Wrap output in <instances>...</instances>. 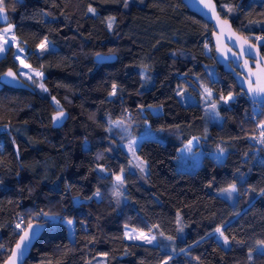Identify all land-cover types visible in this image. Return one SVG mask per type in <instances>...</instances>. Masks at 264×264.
<instances>
[{"label": "trees", "instance_id": "16d2710c", "mask_svg": "<svg viewBox=\"0 0 264 264\" xmlns=\"http://www.w3.org/2000/svg\"><path fill=\"white\" fill-rule=\"evenodd\" d=\"M215 1L243 35L264 36V0ZM4 6L47 91L32 81L34 90L0 83V263L19 234L12 221L21 213L25 224L44 223L22 264H264V144L256 136L264 102L250 100L214 60L209 22L182 0H4ZM104 12L115 18L111 29L99 16ZM45 37L49 50L41 54L36 46ZM259 46L264 55V41ZM99 51L115 56L96 61ZM8 66L18 68L11 46L0 54V72ZM139 67L152 78L147 87ZM179 75L211 89L220 122L206 120L201 103L174 95ZM229 92L234 100L219 99ZM55 101L68 112L59 126L50 119ZM150 104L161 109L153 112ZM145 120L169 132L165 141L139 142L147 163L142 181L127 168L120 142ZM193 135L204 149L200 163L178 169L176 149ZM218 149L221 159L209 153ZM121 169L125 200L118 205L113 173ZM232 183L233 203L218 192ZM178 213L183 236L173 249L123 236L124 225H155L175 236ZM217 226L229 245L213 235Z\"/></svg>", "mask_w": 264, "mask_h": 264}, {"label": "rangeland", "instance_id": "374dc122", "mask_svg": "<svg viewBox=\"0 0 264 264\" xmlns=\"http://www.w3.org/2000/svg\"><path fill=\"white\" fill-rule=\"evenodd\" d=\"M99 16L104 21H108V19L110 18L109 13H107V12L100 13ZM9 26L12 27V32L8 33L4 38L9 40L10 46L14 50V54H15L14 57L18 61L17 71L22 77H24L29 82L35 81V85L38 88H40L38 85L40 83H42L41 76L36 75V73L40 72V70L37 67L30 65L27 62V60L25 59V44L20 42L18 37L15 35V33L13 31V24L9 23V22L2 24L0 26V33H3L4 29L8 28ZM13 35H15V37L17 38V43H15V44L11 43V37ZM48 43H49V41H48ZM6 47H9V46H6ZM18 47H22L24 49V52H19ZM36 48H37V46H36ZM16 56H19L20 59H17ZM21 59L26 64L30 65L31 68L23 67L20 63ZM146 71H147V69L145 67H139V72H140V76H141V80H142L141 86H144V87H147L148 85H150L151 80H152L151 76L148 75ZM23 73H26L27 75H24ZM146 74H147L148 80L146 79ZM29 75L32 76L31 80L28 79ZM171 88L174 91V95L176 97L180 98L184 103L188 102V101H195V102L201 103V105L203 107V111H204L203 113H204L206 120H208V121L213 120V121H218V122L221 121V115L219 114L218 110L216 109V112L218 113V115L214 116L213 112L211 110V107H210L213 102H215L216 104H217V102L213 101L211 99V97L206 96L205 88H208V89H210V88L207 87L206 85L202 84L200 81L198 82V81H195V79H193L191 77H185L184 75H179L176 78H174V80L172 81ZM178 92H183L184 93L183 97L178 95L177 94ZM148 107L153 112H157L158 110L161 109L159 104H150ZM113 124H116L115 126H117V125H120L121 122H115ZM129 130L130 129H128V131ZM168 132L169 131H166L163 127H152V126H150L149 122L147 120H145L143 125L140 126L136 135H132V134L126 132L125 136H124L125 139H123L120 142L121 146L125 149V151L128 154L127 168L137 172L138 176L140 177V179L142 181H145V174L147 171V163H146L144 172H141L139 168L134 167V165L137 164L139 161L136 158H134L132 152H130L128 150V145H129L130 141H132V140L136 141V148H135L136 157H139L140 161L146 162V160L143 157H141L139 155V153L137 152V147H138L141 139L145 138V137H152V138H157L161 141H165L166 137H167L166 133H168ZM194 138H196V139H194ZM198 138H199L198 135H193L187 141H185L184 143H182L180 146L177 147L176 154L174 156V162H175L176 168L192 170L200 163L201 156L204 153V149H203V146L200 142V139H198ZM190 140L192 141V147H191V151L189 152L185 148V146L188 144V142ZM209 153L215 155V157L219 158V159L223 158V156H224V152L221 153L219 151V149L215 150V151H209ZM118 175H121V170L113 173V188H114L113 192L115 194V200H116L117 204L121 205V203L125 200V194H124L125 185L124 184L123 185L118 184V182L116 181V176H118ZM232 184L221 187L218 191L221 195L226 197L231 203H233V201H234L236 192H233V193H231V195H229L227 192L224 191V189H228ZM96 191L94 192V194L96 193ZM117 193H120V194L117 195ZM179 220H180V214L178 213L177 214V221H178L177 234L175 236H171V235L163 233L155 225H152L148 228L136 227V226H132V225H124L123 236L127 240H132V239L126 238L125 233L126 232L131 233L133 229H136L137 235H139L140 232H143V233H147L151 236H155L156 241L152 244H158L162 247H166L167 249H173L176 246V244H175L176 238L183 236V230H181L182 229L181 228L182 223L180 224ZM72 225H73V223L71 225H69L67 223L68 231L71 230ZM217 228H221V227L220 226L215 227L213 229L212 233L218 239L219 233H217L215 231ZM169 237H172V239H168ZM218 240L222 243V238H219ZM133 241L144 242L143 240H133ZM94 264H101V260H99V259L96 260L94 262ZM103 264H105L104 259H103Z\"/></svg>", "mask_w": 264, "mask_h": 264}, {"label": "snow or ice", "instance_id": "6c2138e0", "mask_svg": "<svg viewBox=\"0 0 264 264\" xmlns=\"http://www.w3.org/2000/svg\"><path fill=\"white\" fill-rule=\"evenodd\" d=\"M201 3L204 4V7L209 9V11L212 13V16L215 17L216 23L218 26H220V32L221 35L224 33L223 25H227L226 20H221L219 17V14L216 12L215 4L212 2V0H200ZM125 7H127V4H125ZM89 12L95 14V9L92 7H89ZM228 11L231 12L232 9L228 8ZM5 12V6H4V0H0V13ZM6 16H0V22H3L6 20ZM115 18L110 17L107 21V26L109 29L112 28L113 22ZM251 23V22H250ZM230 27V26H229ZM12 32V27L9 26L8 28L4 29L3 33H0V54L6 52L8 50V47L10 46L9 40L5 39L4 37ZM230 40L234 39L235 46L239 48V52H232L233 57H237L238 59H243V63L240 65L242 68L246 69L247 72L244 75V81L247 83V93L251 94L254 98L255 97H264V55L259 54V49L257 45L260 44L261 41H264V36H254V37H242L239 35H236L234 32L229 34L228 37ZM219 39V38H218ZM255 40L256 43H251V40ZM11 43L15 44L17 43V38L15 35L11 37ZM207 48L208 46L205 45ZM37 48L39 49V52L43 54L44 52H47L49 50V43L47 40V37H45L38 45ZM219 51V47L217 48ZM19 52H24V49L22 47H18ZM229 52H231V49H228ZM227 55V53H224ZM251 55L254 58V65L250 66L249 61L245 56ZM15 55V54H14ZM99 56V54H97ZM17 59H20L19 56H16ZM20 63L25 68H31L30 65L26 64L22 59L20 60ZM24 75H27L26 73H23ZM8 77H12L13 79H17L16 73L9 70L6 74ZM36 75L42 76V73L37 72ZM28 79H32V76H28ZM35 83V81H33ZM43 91H47V88L43 85V83H40L38 85ZM205 93L207 97L212 96V92L210 89L205 88ZM117 94V85H112V90L109 93V95L115 96ZM178 95L182 96L184 95L183 92H178ZM224 103H228L229 101H232L235 99L233 94L229 92L227 96L221 95L219 98ZM53 100H55V97H53ZM56 105L58 106V110L56 111L55 115L52 117L53 123H57L62 121L65 118V112L62 107H59V101H55ZM211 110L213 112V115L216 116L218 113L216 112L217 104L213 102L211 104ZM260 143L264 144V123L260 124ZM196 139V138H194ZM192 147V141L190 140L188 144L185 146V148L190 152ZM136 141L132 140L130 141L128 145V150L132 152L133 157L136 158L139 162L134 165V167L139 168L141 172H144L146 162L140 161L139 157H136ZM221 153L224 152V149L219 150ZM100 171H106V169L101 168ZM123 169H121V175L116 176V181L118 184L123 185L124 184V178H123ZM225 192H227L229 195L231 193L237 191V187L235 184H232L228 189H224ZM120 193H117L119 195ZM96 196L100 195V191L97 190L95 193ZM261 195H264V189L261 190ZM40 215L48 216V213H40ZM67 223L71 225L73 223L72 220H68ZM42 227L40 224H33L31 221H28L27 224H25L23 217H21L20 221L16 224V229L19 230L20 235L19 239L16 241L14 248H12L9 252L8 259L5 261V264H21V259L24 255V253L27 251L28 246L31 244L33 238L38 234L39 229ZM182 230V229H181ZM217 233H219V238H222V243L224 245H229L231 241L229 240V237L224 234V231L222 228H217L215 230ZM137 230L133 229L131 233L126 232L125 236L128 239L132 240H143L147 244H152L156 241L155 236H151L147 233L140 232L139 235L136 234ZM168 239H172V237H169ZM237 243H241L240 241H237ZM259 248L261 251V254L264 255V240L259 241ZM0 249H4V245L0 244ZM104 255H107L105 253ZM171 259V257H169ZM198 259V258H197ZM249 259L251 260V253H249ZM164 264H167V261L164 262Z\"/></svg>", "mask_w": 264, "mask_h": 264}, {"label": "water", "instance_id": "95a60500", "mask_svg": "<svg viewBox=\"0 0 264 264\" xmlns=\"http://www.w3.org/2000/svg\"><path fill=\"white\" fill-rule=\"evenodd\" d=\"M182 2L190 10H192L195 13L199 14L204 20H206L207 22L210 23V25H211L210 42H211V44L213 46V57H214V60L218 64L221 65V68L223 70L229 71L231 73V75L233 76L236 84L241 88L242 92L250 100L256 101V102H264V97H255L254 98L251 94L247 93V83L244 81V75L246 74L247 70L240 66L243 63V59H238L237 57H233L232 56V52H237L238 53L239 52V48L237 46H235L234 39L230 40L228 38L229 34L234 32L236 35H239V36H242V37H246V36L243 35L241 32H239L232 25V23L229 20V18H227L226 16H223V15L220 14L219 9H218V5H217L215 0H212V2L215 4L216 12L219 14L220 19L221 20H226L228 22L227 25H223V28H224L223 35H221L220 26L217 25L215 17L212 16V13L209 11V9L204 7V4L201 3L200 0H182ZM0 16H6L7 17L6 10H5L4 13H0ZM6 20H4L3 22H0V23L4 24L6 22ZM251 43L255 44L256 42L251 40ZM218 47L220 49L219 51L217 50ZM257 47L259 49V54L263 55L262 52L260 51V46L257 45ZM228 49H231V52H229ZM224 53H227V55H225ZM97 54H99V56ZM114 56L115 55L113 53H105V52H100V51L99 52H95L93 54V58L96 61L111 60V59L114 58ZM245 58L248 59L250 66L254 65L255 61H254V58L251 55H247L246 54ZM9 70H11L12 72L16 73L17 79H13L12 77H8V76L5 75ZM0 83L6 84V85H9V86H13V87H22V88H26V89H29V90H34L33 86L30 84V82L28 80H26L25 78H23L17 72V70L14 69L11 66L6 67L4 70H2L0 72ZM57 110H58V108L53 110L51 112V114H50L51 124L53 126L61 125L64 122V120L66 119L67 114H68L67 110L63 108V110L65 112V118L62 121H60V122L53 123L52 117L55 115ZM31 222L33 224H40V225H42V227L39 229L38 234L33 238L31 244L27 248V251L24 253V255H23L22 259H21V264H22L24 258L26 257V255L28 254L33 242L39 236V234L41 233L42 229L44 228V223L43 222H40V221H37V220H32ZM19 235H20V232H19L15 242L12 244L10 250L12 248H14L16 241L19 239ZM9 252H8L7 256L4 258V260L0 264H5V261H7V259H8Z\"/></svg>", "mask_w": 264, "mask_h": 264}, {"label": "built area", "instance_id": "2783aa9c", "mask_svg": "<svg viewBox=\"0 0 264 264\" xmlns=\"http://www.w3.org/2000/svg\"><path fill=\"white\" fill-rule=\"evenodd\" d=\"M260 132H261V129H260V125H259V133H258L256 136H260ZM21 216H22V214L19 213V214H18V217L15 218V219L12 221V223H13L14 225H16V224L18 223L19 219L21 218Z\"/></svg>", "mask_w": 264, "mask_h": 264}, {"label": "crops", "instance_id": "0c3cea01", "mask_svg": "<svg viewBox=\"0 0 264 264\" xmlns=\"http://www.w3.org/2000/svg\"><path fill=\"white\" fill-rule=\"evenodd\" d=\"M24 78V77H23Z\"/></svg>", "mask_w": 264, "mask_h": 264}]
</instances>
